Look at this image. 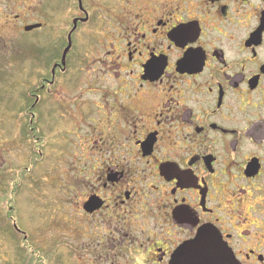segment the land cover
I'll use <instances>...</instances> for the list:
<instances>
[{
    "label": "flooded vegetation",
    "instance_id": "af4514ba",
    "mask_svg": "<svg viewBox=\"0 0 264 264\" xmlns=\"http://www.w3.org/2000/svg\"><path fill=\"white\" fill-rule=\"evenodd\" d=\"M76 1L60 40L21 24L0 61L28 159L70 161L66 264H264V0ZM25 47L47 67L29 90Z\"/></svg>",
    "mask_w": 264,
    "mask_h": 264
},
{
    "label": "rangeland",
    "instance_id": "374dc122",
    "mask_svg": "<svg viewBox=\"0 0 264 264\" xmlns=\"http://www.w3.org/2000/svg\"><path fill=\"white\" fill-rule=\"evenodd\" d=\"M6 1L14 5L11 14L9 11L7 14L0 11V32H4L0 44V61L8 69L11 64L15 66L17 52H20L16 47L15 34L21 24L26 26L39 21L45 22V27L34 34L45 48L49 41L60 40L59 36L66 23L62 20L64 15L69 14L73 18L77 10L76 0H3L2 5ZM15 6L18 7L17 10ZM54 10L60 17L56 18L54 28H48L46 18ZM14 13L19 14L18 20L12 16ZM90 30L88 29L89 32ZM85 31L84 28L80 30L76 36L77 41H84ZM32 35L33 32L23 33L25 41H31ZM22 51L25 53L23 86H29L26 89L29 90L31 83L38 75H43L47 67L37 64L33 68L26 54L28 47ZM1 85L0 78V146L5 148L3 152L0 149V264H55L51 260L55 255L57 262L59 261L57 264H66V225L63 210L56 208L59 204L55 202L62 203L64 179L70 161L56 160L54 157L28 159L26 148L29 147L30 137L26 136L23 143L18 138L19 127L25 126L28 115L23 116L20 111L3 108L6 96L3 95ZM8 93L14 96L9 95L8 98L16 99L17 91L14 87ZM50 134L49 131L46 133L47 138L52 139ZM13 223L22 232L15 231ZM6 227H10V231ZM54 246H57V253L52 252Z\"/></svg>",
    "mask_w": 264,
    "mask_h": 264
},
{
    "label": "water",
    "instance_id": "95a60500",
    "mask_svg": "<svg viewBox=\"0 0 264 264\" xmlns=\"http://www.w3.org/2000/svg\"><path fill=\"white\" fill-rule=\"evenodd\" d=\"M79 3H80V0H79ZM36 26H39V25L35 24V25H28V26H25V30H31V29H33V28L36 27ZM199 238H200V237H199ZM199 238H197V239L191 241L190 243H188V245H186V246L184 247L183 250H190V251L192 252V251H196V250L200 249L201 246H202V240H200ZM211 248H213L212 245H211V247H210L209 249H211ZM182 252H183V251H182ZM182 252H181V253H182ZM181 253H180V255H182ZM185 257H186V254L183 255L184 260H185ZM194 257H197L198 259L201 258V256H191V257H190V259H191V264H195L194 261L196 260V258H194Z\"/></svg>",
    "mask_w": 264,
    "mask_h": 264
},
{
    "label": "trees",
    "instance_id": "16d2710c",
    "mask_svg": "<svg viewBox=\"0 0 264 264\" xmlns=\"http://www.w3.org/2000/svg\"><path fill=\"white\" fill-rule=\"evenodd\" d=\"M25 97H27L26 95H25ZM14 228V227H13ZM6 229L8 230V231H10V227H6ZM15 230V229H14Z\"/></svg>",
    "mask_w": 264,
    "mask_h": 264
}]
</instances>
